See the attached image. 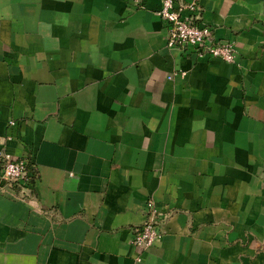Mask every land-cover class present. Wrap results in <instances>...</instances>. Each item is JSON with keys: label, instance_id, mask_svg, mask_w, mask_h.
Returning a JSON list of instances; mask_svg holds the SVG:
<instances>
[{"label": "crops", "instance_id": "crops-1", "mask_svg": "<svg viewBox=\"0 0 264 264\" xmlns=\"http://www.w3.org/2000/svg\"><path fill=\"white\" fill-rule=\"evenodd\" d=\"M159 7L0 0V147L32 166L0 176V264H264V0H199L234 62L169 47Z\"/></svg>", "mask_w": 264, "mask_h": 264}, {"label": "built area", "instance_id": "built-area-1", "mask_svg": "<svg viewBox=\"0 0 264 264\" xmlns=\"http://www.w3.org/2000/svg\"><path fill=\"white\" fill-rule=\"evenodd\" d=\"M187 10L185 16L183 11ZM157 15L167 27V45L185 49L191 47L194 55L219 58L226 62H234L236 50L229 40H214L210 27L198 24L200 17L199 0H160ZM27 162L14 159L12 155L0 147V176L7 183H20L32 177ZM149 209L145 221L134 229L131 242L139 249L146 250L161 236V224L164 217L154 207L153 202L147 203ZM140 260V257H136Z\"/></svg>", "mask_w": 264, "mask_h": 264}, {"label": "trees", "instance_id": "trees-1", "mask_svg": "<svg viewBox=\"0 0 264 264\" xmlns=\"http://www.w3.org/2000/svg\"><path fill=\"white\" fill-rule=\"evenodd\" d=\"M27 166H28V169L32 172V168H31L32 166L29 163L27 164ZM12 185H17V182H13Z\"/></svg>", "mask_w": 264, "mask_h": 264}]
</instances>
